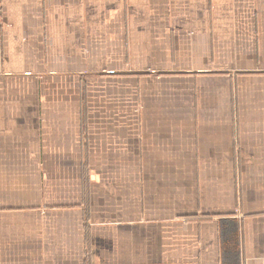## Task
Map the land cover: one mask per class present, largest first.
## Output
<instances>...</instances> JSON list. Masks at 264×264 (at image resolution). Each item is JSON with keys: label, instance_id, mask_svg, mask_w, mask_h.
Wrapping results in <instances>:
<instances>
[{"label": "crops", "instance_id": "crops-1", "mask_svg": "<svg viewBox=\"0 0 264 264\" xmlns=\"http://www.w3.org/2000/svg\"><path fill=\"white\" fill-rule=\"evenodd\" d=\"M0 264H264V0H0Z\"/></svg>", "mask_w": 264, "mask_h": 264}]
</instances>
